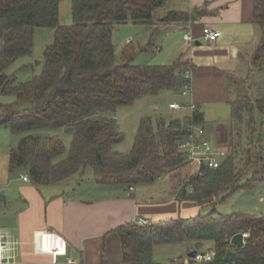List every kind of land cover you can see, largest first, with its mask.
Listing matches in <instances>:
<instances>
[{"label":"trees","instance_id":"1","mask_svg":"<svg viewBox=\"0 0 264 264\" xmlns=\"http://www.w3.org/2000/svg\"><path fill=\"white\" fill-rule=\"evenodd\" d=\"M61 1L0 0V94L15 97L12 103H0V126L13 132L73 128L65 155L58 136H23L10 152V171H25L36 185H51L83 175L90 166L96 183L128 190L168 175L180 199L210 210L190 218L119 226L125 263L165 264L153 259L154 247L186 242L190 250H215L212 260L190 258L189 264H264V215L220 213L216 208L233 193L264 183V78L258 95L249 86L239 87L244 79L229 80L236 91L230 105L240 149L234 144L220 167L204 166L198 172L178 150L189 125H203L197 106L191 112L141 117L132 149L120 152L114 149L124 139L112 117L117 107L162 91L180 93L188 81L182 74L186 62L137 65L131 43L116 55V27L147 24L165 0H71V24L60 21ZM187 17L170 11L161 21ZM253 19L261 37L250 58L251 71L264 74V0L254 2ZM37 28L53 31L43 69L32 81L18 82L6 69L32 54ZM209 199L212 202L206 203ZM245 229L248 237L237 248L231 238ZM228 250L237 253L233 261L224 259ZM183 259L177 264H184Z\"/></svg>","mask_w":264,"mask_h":264},{"label":"crops","instance_id":"2","mask_svg":"<svg viewBox=\"0 0 264 264\" xmlns=\"http://www.w3.org/2000/svg\"><path fill=\"white\" fill-rule=\"evenodd\" d=\"M255 1L165 0L164 3L170 2V7L160 17L152 18L147 24H121L136 25L131 33L133 37L118 41L116 31L121 25L113 36L118 57L131 43L134 58L139 51H157L160 60L154 64L180 60L192 65V94L184 97L175 92L168 108L171 102H195L207 137L228 153L239 142L234 135L236 124L230 105L236 91L229 80L250 74L256 81L264 78L263 73H253L250 65L261 37L253 19ZM170 11L184 12L188 17L161 21ZM205 26L220 31V38L206 41L202 33ZM187 30L192 33L190 41L184 39ZM169 111L181 112L170 108ZM2 129L3 136H7L10 128L0 126V132ZM15 146L11 137L0 138V233H6L11 242L7 253L11 258L5 264H127L122 257L119 226L140 219L158 222L190 218L203 212L202 205L176 195L168 175V184L164 186H157L160 178L152 184L134 186L131 191L97 183L96 189L107 194L93 198L88 191L80 192L82 184L69 181L71 177L57 184L36 185L25 171H10V152ZM22 175H28L29 180H24ZM209 202L212 199L206 203ZM47 233L63 238L66 255L54 259L52 253L36 248L39 235L47 237ZM190 251L187 245L186 252ZM67 258L73 261L68 262Z\"/></svg>","mask_w":264,"mask_h":264},{"label":"rangeland","instance_id":"3","mask_svg":"<svg viewBox=\"0 0 264 264\" xmlns=\"http://www.w3.org/2000/svg\"><path fill=\"white\" fill-rule=\"evenodd\" d=\"M172 4V3H171ZM170 2L162 3L153 12L152 18L156 19L166 13L169 9ZM60 21L62 24H71L73 21L71 14V0H62L60 3ZM131 26V27H130ZM136 25H121L116 31L117 40L126 39V37H133L131 35L132 30ZM53 39V31L50 28H37L34 36V47L31 55L20 57L15 60L9 67L6 69V73L9 76H15L18 82H29L32 81L35 77L39 76L43 69V58L45 47L51 43ZM119 41V40H118ZM135 41V40H134ZM149 52V53H147ZM155 55H154V54ZM157 51H146V52H137L136 57L134 58V63L137 65L145 64H154L157 60H160V55H156ZM39 62V63H38ZM257 76V75H255ZM244 79L245 83L241 84L239 87L242 89L244 86H249L254 95L260 93L258 85L262 82L263 77L258 78L256 81L254 75L250 74L247 77H240L237 80ZM240 80V82L242 81ZM243 80V81H244ZM255 82V83H254ZM175 91H162L157 95H148L143 98H140L133 105H124L117 107L116 111L112 113V117L115 119L118 128L124 133V139L114 145V149L120 152L127 153L132 149L136 132L139 126L141 117L146 115H154L155 113H165L166 115H174V111H169L168 102L171 98L174 97ZM177 94V93H176ZM181 96V95H180ZM178 98V97H177ZM15 100V97L10 95L0 94V103H12ZM158 107V108H157ZM2 112L0 111V115ZM256 118L260 121L259 116ZM9 133L7 136H3L4 129L0 132L2 139L11 137L14 145H17L20 139L28 134L42 133L43 135L58 136L65 145L66 151L64 155L68 152L71 143H72V134L67 132L66 129L52 130L48 131L46 129H33L22 132H13L11 129H8ZM9 135V136H8ZM0 137V138H1ZM245 136L244 138H246ZM246 140V139H244ZM237 145V151H239V144ZM239 146V147H238ZM239 148V149H238ZM227 151V149H226ZM241 156V153H240ZM93 172L92 168L88 166L85 169L83 175L74 174L69 181H76L77 184H82L80 192H89L91 197H102L105 196L106 191H98L95 187L97 184L93 181ZM169 177L167 175L162 176L157 186H164L168 184ZM118 186V185H116ZM105 188V187H104ZM261 197L264 198V185L257 184L251 189H242L231 196L226 200L220 202L216 208L220 213H232V212H246L253 215H264V199L261 200ZM213 200V199H212ZM207 202V201H206ZM210 208H203L202 213H207ZM187 243L179 244H161L157 245L153 250V259L160 263L172 264L179 263L178 260L181 256H185L187 251ZM205 249V248H204ZM186 257L183 259L185 263Z\"/></svg>","mask_w":264,"mask_h":264},{"label":"built area","instance_id":"4","mask_svg":"<svg viewBox=\"0 0 264 264\" xmlns=\"http://www.w3.org/2000/svg\"><path fill=\"white\" fill-rule=\"evenodd\" d=\"M203 37L208 42L216 41L221 36V32L212 29L209 26L203 28ZM184 39L186 41L192 40V33L187 30L184 34ZM184 76L188 80L184 86L180 89L181 96L187 97L193 92L192 85V65L187 63L184 68ZM169 108L175 111L189 110L190 112L196 109L195 102H190L189 104L181 102H171ZM178 150L184 157V159L196 166V170L199 172L201 167H209L211 169H216L221 166L224 159L228 156V152L224 149L218 148L206 135V130L203 125L191 124L188 127L187 134L178 143ZM24 180H29L28 175H22ZM133 190L130 187V191ZM192 190V188H190ZM140 224L148 223L145 219H140L138 221ZM49 239H55L56 244L45 249L44 241L45 236L39 235L36 242V248L39 251H47L53 254L54 259L58 255H66V244L62 237L54 233H47ZM248 237V232L243 233V239ZM11 249V242L6 233H0V264H5L11 258L8 256V251ZM215 256V250L212 248H206L204 250H197L195 257L191 258L197 262L200 261H210ZM189 257H186L184 264H189ZM68 262H72L71 258H67ZM176 264V263H172Z\"/></svg>","mask_w":264,"mask_h":264},{"label":"water","instance_id":"5","mask_svg":"<svg viewBox=\"0 0 264 264\" xmlns=\"http://www.w3.org/2000/svg\"><path fill=\"white\" fill-rule=\"evenodd\" d=\"M66 130L69 133H72L73 132V128H71V127L70 128H67ZM244 232H247V229H245L243 231H238L231 238V243L233 245H235L237 248L242 247L243 244H244V239H243V233ZM195 254H196V250H192V251H190L187 254V257L193 258V257H195ZM236 254H237L236 251H234V250H228L227 253H226V255H225V257H224V259L226 261H233L235 259V257H236Z\"/></svg>","mask_w":264,"mask_h":264},{"label":"bare ground","instance_id":"6","mask_svg":"<svg viewBox=\"0 0 264 264\" xmlns=\"http://www.w3.org/2000/svg\"><path fill=\"white\" fill-rule=\"evenodd\" d=\"M55 244H56L55 239H49L48 236L45 237V241H44L45 249H49L50 247H52Z\"/></svg>","mask_w":264,"mask_h":264}]
</instances>
